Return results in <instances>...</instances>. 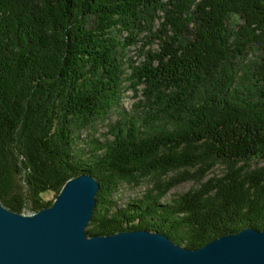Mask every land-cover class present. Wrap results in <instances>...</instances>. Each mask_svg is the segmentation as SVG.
Wrapping results in <instances>:
<instances>
[{"label":"trees","instance_id":"trees-1","mask_svg":"<svg viewBox=\"0 0 264 264\" xmlns=\"http://www.w3.org/2000/svg\"><path fill=\"white\" fill-rule=\"evenodd\" d=\"M83 174L88 236L264 231V0H0V204L37 213Z\"/></svg>","mask_w":264,"mask_h":264},{"label":"water","instance_id":"water-1","mask_svg":"<svg viewBox=\"0 0 264 264\" xmlns=\"http://www.w3.org/2000/svg\"><path fill=\"white\" fill-rule=\"evenodd\" d=\"M98 189L83 174L37 213L17 214L0 204V264H264V231L253 228L194 250L145 230L88 236Z\"/></svg>","mask_w":264,"mask_h":264},{"label":"rangeland","instance_id":"rangeland-1","mask_svg":"<svg viewBox=\"0 0 264 264\" xmlns=\"http://www.w3.org/2000/svg\"><path fill=\"white\" fill-rule=\"evenodd\" d=\"M147 49H156V45L152 44V46L147 47L146 50ZM130 55L132 56V59L134 61L135 60L140 61L139 59L135 58V56L131 52H130ZM132 94L133 92L130 90V91H127L124 95V99H123L124 105L123 106L126 110H129L132 107L133 103H136V101L138 100ZM96 130H97V133L95 137H98V135L105 133L106 132L105 123L98 124V126L96 127ZM146 187H147L146 184H143L140 186L120 185L114 198L116 199L119 206H124L131 199L140 197L144 193ZM192 187H194L192 183L181 184L177 186L176 188L170 190L168 194L165 196V200L166 201L170 200L174 198L176 195L185 193L188 190H190ZM45 197L47 198V201L53 200V195L49 194L48 196L45 195Z\"/></svg>","mask_w":264,"mask_h":264}]
</instances>
